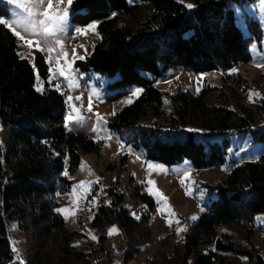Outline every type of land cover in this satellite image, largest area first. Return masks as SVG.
<instances>
[{"label": "trees", "instance_id": "16d2710c", "mask_svg": "<svg viewBox=\"0 0 264 264\" xmlns=\"http://www.w3.org/2000/svg\"><path fill=\"white\" fill-rule=\"evenodd\" d=\"M187 1L195 7L188 9L180 0H74L71 20L81 25L98 21L99 41L78 62L82 70L117 76L111 84L117 88L143 89L115 113L109 128L134 129V146L145 149L148 161L170 166L188 160L203 170L224 163L233 133H251L252 143L264 144V126H257L264 99L248 105L233 101L224 86L209 85L197 94H169L156 88L154 80L168 67L211 72L248 62L249 46L260 43L262 31L257 19L245 20L244 31L228 0ZM7 14V6L0 3V17ZM117 15L129 16L133 25L120 24ZM35 67L44 80L42 93L34 88V67L18 56L15 35L0 25V122L9 127L6 143L0 142V264H20L10 240L12 222L25 233L51 238L61 264H80L87 253L73 245L78 232L69 230L56 211L58 196L72 184L64 171L73 173L81 156L98 153L102 141L65 127L64 98L48 84V66L39 51ZM148 116L154 120L142 125ZM207 186L217 197L204 206L184 240L175 243L170 254L157 249L151 264H233L228 254L245 256L249 264H264L254 246L239 243L241 234L250 238L260 230L256 220L264 214V153L237 163L226 178ZM134 187L133 196L152 209L153 198ZM98 190L92 188L88 201ZM103 190L90 220L99 251L110 249V226L131 235L149 218L134 219L115 184ZM130 243L124 262L138 255L137 243ZM211 244L213 250H202Z\"/></svg>", "mask_w": 264, "mask_h": 264}, {"label": "rangeland", "instance_id": "374dc122", "mask_svg": "<svg viewBox=\"0 0 264 264\" xmlns=\"http://www.w3.org/2000/svg\"><path fill=\"white\" fill-rule=\"evenodd\" d=\"M183 2L191 4L187 0H183ZM228 2L237 16L236 22L244 31H246L245 20L257 19L259 21L262 39L260 43L253 42L250 44L249 51L252 59L248 62H239L226 71L195 72L183 67H168L161 77L154 80L156 88L169 94L179 91L197 94L206 85L224 86L229 94H232L233 101L253 105L258 103L260 99H264V0H239L238 2L228 0ZM0 3L6 5L8 9V14L0 17V19H11V13L15 6L9 5L6 0H0ZM71 16L72 12L67 33L59 38L63 41L64 51L69 54L68 60L72 64L71 76L77 86L70 87L68 81L59 75H56L49 83V78L52 75L49 69L55 70L59 49L56 48L51 54L46 51L39 52L44 56L48 66V84L55 89L57 84L60 85L59 92L65 102L64 125L65 117L72 112V108L66 103L68 96L73 97L71 103L79 109L80 115L84 118L80 122L73 121L66 128L99 139L102 141V146L98 153L83 154L78 168L71 174L67 173L72 184L69 191L58 196L59 205L57 209L68 208L69 213L75 212V215L69 214L67 219L64 214L59 213L62 215L66 227L69 230L78 232L73 240V245L87 253L86 260L80 264H151L152 257L157 249L170 254L175 243L184 240L188 227L196 220H193L192 217H197L204 206L211 199L217 197L216 192L207 185L226 178L237 163L257 159L264 153V144L252 143L251 133H233L231 134V148L224 163L218 167L203 170L193 168L188 160L170 166L148 161L145 156V149L134 146V129L127 128L115 132L109 128V121L114 116L112 115L113 111L116 113L128 105L129 103H125V101L131 96L132 90L141 87L131 85L125 88H117L111 85L117 80V76L108 77L98 72L81 69L78 62L83 61L90 54L94 45L99 41V35L91 32L86 35L77 34L75 28L85 27L87 24H75L72 22ZM117 19L122 25H133L132 20L127 15H117ZM22 34L24 33L22 32ZM15 37L17 39V53L25 56V60L34 67L35 90L37 74L44 87V80L35 67V51L38 50L34 47L30 49L24 41L19 40L17 36ZM80 45L83 47H80ZM41 46L45 47L43 42ZM49 46L55 47L54 43ZM74 48L76 55L84 57L83 59L73 57ZM49 55L53 58L51 64L48 62ZM18 56L20 57V55ZM60 63L63 64L64 60L61 59ZM233 69H236V71L233 72ZM236 75H239L238 81H235ZM147 76L152 78V75L148 74ZM197 88H199V91H197ZM249 92L259 93V95L249 100ZM76 97H81V99L77 100ZM90 97L91 111L88 110ZM136 98L132 97V101ZM163 102L164 106L167 107V97H164ZM97 114L102 118L99 123L97 122ZM153 120L154 117L148 116L142 121V125L151 124ZM160 121H163V117L160 118ZM257 126H264V110H261V117ZM94 128L98 130L93 131ZM8 135L9 127L0 122V142L3 145L6 143ZM138 156L139 159H137ZM82 162L83 168L81 167ZM148 163L162 165L165 171L148 169ZM108 165L111 167H108ZM185 171L189 172L190 176L185 181V185H181L180 180ZM97 178H99L98 182ZM148 179L154 181L153 187L167 197V204L175 213L174 217H171L173 221L171 226L168 223L170 217L167 211L160 212L158 210L163 206V201L158 202V198L150 195L147 191L150 187L146 182ZM81 181L90 183L87 192L85 193L82 188H77L75 195H72L73 188ZM110 184H115L117 189L124 194L123 206L134 219L141 221L143 215L149 218L147 223L140 225L138 229L133 231L132 236L123 234L115 226L118 233L110 235V249L99 251L96 242L97 236L90 226V220L93 209L97 205L98 197L105 193L103 189ZM135 185H138L142 192L153 198L155 205L152 209H149L147 204L139 198L133 196ZM94 186H98L99 190L88 201L87 196L92 192ZM186 186L191 187V195L186 194ZM201 193H203V196H201ZM93 200L95 203H93ZM258 218H264V214L257 216L256 223L260 230L256 231L250 238H246L244 234H241L239 243L254 246L261 257L264 258V222ZM113 226H110L109 230ZM178 228H185L186 231L178 233ZM88 233L95 235L96 239L93 240ZM9 234L12 247L17 249V251H14L15 259L20 264L21 261H23V264H61L56 243L51 238H38L33 231L25 233L17 227L15 222L9 225ZM231 236H234V234ZM134 241L137 243L138 255L135 259L124 262V254L131 249L133 244L130 242ZM213 249L214 244L202 248L205 252ZM227 256L233 264H249L245 256L230 254Z\"/></svg>", "mask_w": 264, "mask_h": 264}, {"label": "snow or ice", "instance_id": "6c2138e0", "mask_svg": "<svg viewBox=\"0 0 264 264\" xmlns=\"http://www.w3.org/2000/svg\"><path fill=\"white\" fill-rule=\"evenodd\" d=\"M6 2L9 5H14L15 8L12 10L11 13V19H0V25H6L9 29L12 30L13 34L19 38V40L24 41V43L32 49L33 47L38 51H46L48 53H53L56 48L59 49L58 55L56 57V66L55 70L52 68L49 69L50 73L52 75L49 78V83H51V80L55 78L56 75H59L60 77H63L65 80L68 81V84L70 87L77 86L75 83L74 78L71 76V67L72 64L68 60V53L64 51V45L63 41L59 38L61 35H64L68 31L69 27V19L71 14V8L74 3V0H6ZM183 2V0H181ZM63 5V6H62ZM188 9H192L195 7L193 4H186L185 5ZM98 27V22H92L87 24L85 27H77L75 28V32L79 35H86L89 32L99 35V33L96 31ZM22 32L24 34H22ZM42 42L44 43L45 47H42ZM54 43L55 47L49 46ZM80 47H83L80 45ZM21 59H26L25 56L22 54H19ZM73 57L75 59H83L84 57L77 56L75 52V48L73 49L72 53ZM52 56H48V62L51 64L52 62ZM61 59L64 60V63L61 64ZM233 72L236 71V69L232 70ZM202 79V77H201ZM37 84H36V91L43 92V82L40 80L39 75L37 74L36 77ZM170 83V81H169ZM56 90H60V85L57 84ZM197 91H199V88H197ZM143 92L142 88H135L131 92V96L125 101V103H132V97H139V95ZM259 93L255 92H249L248 97L249 100H252L254 96H258ZM77 100L81 99V97H76ZM73 100L72 96L67 97L66 103L69 104V106L72 108V112L69 113L65 117V127H68L69 124H71L73 121L80 122L83 121V116L80 115L79 109L76 108L75 105H73L71 102ZM91 97L89 98V107L88 110L91 111ZM112 115H115V111H113ZM97 122L99 123L100 120H102L101 117H99V114H97ZM98 129H93V131H97ZM189 131H194L193 129H189ZM140 157L138 156L137 159ZM81 167L83 168V162L81 164ZM148 169H159L160 171H165L162 165H157L153 163L147 164ZM90 171V170H89ZM64 175H67V172L65 171L63 173ZM91 174V173H90ZM189 172L185 171L183 173V177L180 180L181 185H185V181L189 179ZM99 178H97L98 182ZM147 184L150 186L147 191L150 195H154L158 198L159 201H163V206L160 207L158 210L160 212H164L165 210L168 213V216L170 219L168 220L169 226L172 224L171 217H174L175 213L172 211L171 207L167 204V197L163 196V194L153 187L154 181L151 179H148ZM90 187V183L86 181H81L78 185H76L72 190V195H75L77 188L84 189L85 193L87 192L88 188ZM186 194L191 195L192 190L190 186H186ZM201 196H203V193H201ZM93 203L95 201L93 200ZM203 210V209H202ZM57 212H60L65 215V218L67 219L68 215H75V212L69 213L68 208L63 209H56ZM193 220L197 219L196 216L192 217ZM261 219L262 222H264V218H258ZM178 223V221H176ZM186 231L185 228H178L177 232ZM118 229L113 226L109 230V235L117 234ZM93 240L96 239L95 235H92L91 233H88ZM13 251H17L15 247H13ZM21 264H23V261H21Z\"/></svg>", "mask_w": 264, "mask_h": 264}]
</instances>
